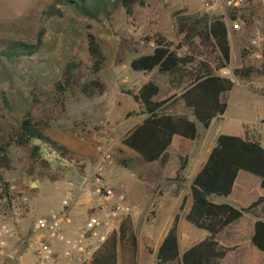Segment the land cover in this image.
Segmentation results:
<instances>
[{
    "label": "rangeland",
    "instance_id": "1",
    "mask_svg": "<svg viewBox=\"0 0 264 264\" xmlns=\"http://www.w3.org/2000/svg\"><path fill=\"white\" fill-rule=\"evenodd\" d=\"M54 1L0 0V54L12 42L35 45L39 39L42 41L39 54L32 59L8 62L0 56V142L20 123L29 109L31 93L37 89L44 95L45 120L49 124L46 134L70 152L76 167L65 169L45 162V169L41 167L43 161L40 160L32 173L29 152L16 147L10 149L12 171L4 176V181L18 198V203L11 211L1 203L0 214L16 220L14 213L17 212L19 222L11 221L15 235L9 239L8 250L14 251V259H1L0 264H39L34 242H23L32 235L37 219L61 212L63 202L78 195L84 180L92 175L100 160L99 145L110 148L112 154V164L106 167L104 179L123 197V204L132 210L128 217L132 219L139 239L137 262L158 264V250L176 216L180 218L182 243L190 238L189 246H192L202 240L200 237L204 232L189 224L186 216L192 206L193 179L206 163L218 137L247 136L258 140L264 147V0H247L236 8L233 14L237 21L230 17L234 10L228 6L231 0H207L206 3L202 0H143L144 5L134 6L131 13L126 11L122 0H105V9L94 19L67 6L59 7L62 17H50L47 13ZM175 14H207L223 17L227 27L232 22L241 25L237 32L228 29L232 60L227 69L217 73L232 80L235 86L225 97L228 103L226 114L214 121L209 130L199 125V138L195 142L177 139L174 144V149L188 158L182 182L176 181L177 176L164 178L159 164L145 163L122 143L145 118L135 116L142 109L133 98L142 86L150 82L157 84L161 88L158 101L170 100L176 95L180 97L194 80L199 63L217 61L216 51L204 47L199 39L185 43L184 35L177 31ZM158 34L174 48L180 46V56L194 58L195 64L180 69L174 75L161 74L158 70L152 73L132 70L133 60L154 50V45L146 39ZM89 36L96 38L107 59V67L98 77L89 73ZM243 52H246L245 57H242ZM75 62L80 64L78 85L67 94L65 106L48 104L54 84L62 79L67 66ZM241 68L254 69V73L249 78L236 77L234 71ZM95 79L106 86V92L89 98L82 93V87ZM166 110L174 115L189 114L179 99H173ZM124 161L129 163V167L122 164ZM178 164L179 157L172 152L171 169ZM245 175L251 178L246 185L248 198L255 201L264 191L260 188L259 179ZM138 186L143 187L140 189ZM226 202L224 200L223 203ZM258 210L264 214V205ZM84 215L85 230L91 212L86 211ZM248 219L253 220L251 216ZM120 224L114 222L115 230ZM105 232L101 230V233ZM228 232L226 230L220 236V243L226 242ZM248 240L244 238L240 246L226 242L231 251L223 264H264V255L256 253ZM72 259L71 263L76 264L74 256Z\"/></svg>",
    "mask_w": 264,
    "mask_h": 264
},
{
    "label": "trees",
    "instance_id": "2",
    "mask_svg": "<svg viewBox=\"0 0 264 264\" xmlns=\"http://www.w3.org/2000/svg\"><path fill=\"white\" fill-rule=\"evenodd\" d=\"M123 6L131 13L136 5H144L143 0H122ZM60 6L73 7L86 17L94 19L105 9V0H55L49 8L48 16L62 17ZM232 21H237L233 14ZM177 31L184 35L185 43L199 39L204 47H210L218 54L213 63H199L195 78L182 91L180 97L158 101L161 88L153 83H147L133 95L135 102L142 111L135 114L145 117L126 135L122 143L136 153L147 164L158 163L164 168L169 162V148L175 138L195 142L199 138V125L209 130L215 119L222 117L228 110L225 97L234 89V83L217 73L229 67L232 60V45L229 31L223 17L210 15L181 16L174 15ZM146 41L154 45L151 54L142 56L131 63L135 72L152 73L158 70L161 74L174 75L180 69L195 64V59L179 54L180 46L174 48L163 36L156 35ZM42 41L29 45L24 42H12L5 46L0 56L8 62L21 59H32L40 52ZM91 66L89 73L98 77L107 67V59L93 36L88 40ZM246 52L242 53V57ZM80 64L71 63L67 66L63 77L54 84V91L48 104L64 107L67 94L78 85L77 76ZM254 69L241 68L234 71L236 77L249 78ZM106 86L98 79L92 80L82 87V93L93 98L102 96ZM29 109L20 123L12 128L6 139L0 142V202L8 209L14 210L18 198L11 192L10 186L4 181V176L12 171L10 149L16 147L29 152L31 172H35L40 163L39 151L43 144H49L71 156L65 148L58 146L47 136L49 124L45 120L46 107L44 95L35 89L32 93ZM132 95V93H131ZM179 99L189 114L174 115L168 113L167 105ZM134 114L130 115L133 116ZM72 157V156H71ZM181 165L176 181L182 182L188 168V158L181 156ZM42 168H47L45 162ZM129 167L128 162H122ZM249 174L260 181L264 191V147L258 140L249 137L220 135L216 145L207 158L199 173L191 184L192 206L186 216V221L200 231L208 234L207 238L193 246L184 254L179 245V216H176L171 229L164 238L158 253V264H222L231 249L224 248L219 243L220 236L234 223L245 215L264 205V197H259L248 207L234 206L220 200L229 199L238 180L239 174ZM41 178L43 174H39ZM56 180L55 177L52 178ZM251 243L255 249L264 253V221H258L254 227ZM139 239L130 217L125 218L117 231H113L107 242L85 264H138Z\"/></svg>",
    "mask_w": 264,
    "mask_h": 264
},
{
    "label": "built area",
    "instance_id": "3",
    "mask_svg": "<svg viewBox=\"0 0 264 264\" xmlns=\"http://www.w3.org/2000/svg\"><path fill=\"white\" fill-rule=\"evenodd\" d=\"M246 1L231 0L228 6L233 9L240 8ZM202 2L206 3L207 0ZM228 29L237 32L241 29V25L238 22L228 23ZM97 151L101 156L100 160L92 175L84 180L79 192L81 196L91 190L98 208L89 216L84 232L74 237L65 234L64 225L70 223L69 213L78 201L77 196L66 199L62 204L61 212L37 219L32 228V235L23 243L28 241L36 243V258L39 264H47L49 260H55L56 251L46 244L53 242L66 246L72 257H75L76 264H85L107 242L109 235L117 231L114 222L120 224L124 217L131 214V208L123 204V197L119 196L104 179L106 167L112 164L111 149L99 145ZM39 157L41 161L51 165L56 164L60 168L73 170L76 167V161L71 156L49 144L41 146ZM14 216L16 220H9L6 215L0 214V254H2L0 260L14 259V251L8 250L9 239L15 235V227L11 221L19 222V214L15 212ZM101 230L106 232L101 233ZM92 239L96 241L92 242ZM18 264L23 263L18 262Z\"/></svg>",
    "mask_w": 264,
    "mask_h": 264
},
{
    "label": "crops",
    "instance_id": "4",
    "mask_svg": "<svg viewBox=\"0 0 264 264\" xmlns=\"http://www.w3.org/2000/svg\"><path fill=\"white\" fill-rule=\"evenodd\" d=\"M177 97H179V95H177ZM220 118L221 117H218L214 121H216V120H218ZM214 121H213L212 125L214 124ZM212 125H211V127H212ZM177 139H179V138H175V140L173 142V145L168 150V153L170 155L169 162L167 163V165L164 168H161L159 166V169H160L159 171H160V173L162 174V176L164 178L174 179L177 176L178 170L180 169V165H181L180 158H181V156L186 157V155L184 153H182L181 151H179L177 149H174V144H175ZM180 140H182V139H180ZM183 141H187V140H183ZM172 152L177 157H179L178 167H175L173 169H171ZM156 164H158V163H153V164H149V165H156ZM245 174L246 173H243V172H241L239 174V177H238V180L236 182V185H235L234 192H233L232 196L229 199L225 200V201H227V203H229L231 205H234V206L248 207L250 204H252L254 202V198H252V197L248 198L250 195L248 193L249 191L247 190L246 185H248L247 182H249L251 180V178H249V176H246ZM254 183L258 184L257 181H254ZM142 187L138 186V188H140V189ZM259 197H264V192L261 193V195ZM259 197H257V199ZM76 198L78 199L77 202H79V200H81L80 204L77 205V203H76L73 206V208L71 209V211L69 213V221H70V223L64 225L65 234L70 236V237H74L72 235L81 234L82 232H84V227H85V222H86V218H85L84 213L86 211H88V213L91 212V214H92L98 208V204H97L94 196L92 195V191L91 190L86 191V193H84L81 196H80V192H79ZM223 201L224 200H220V202H223ZM258 209L254 210L250 214L245 215L241 220H239L238 222L234 223L233 225H231L227 229V231H229V232L227 234L226 242H228V243H237V245L240 246V245H242V242H243L244 238H249L248 243H249V245L252 246L254 251H256V253L264 255V253H261L257 249H255L253 247L252 243H251V239H252V237L254 235L255 224L258 221H264V214H260L258 212L259 211ZM249 216H251L253 218V220L248 219ZM234 226L236 228L232 229L231 227H234ZM198 231H200V230H198ZM202 232H204V231H202ZM207 236H208V234L206 232H204L203 235L200 237L202 239L200 242L204 241L207 238ZM190 241H191V239L189 238L185 242V244L181 242V240H180V228H179V245H180L181 254H184L190 248L195 246V245L189 246L190 245L189 244ZM221 242L222 243H220V241H219V243H220V245L222 247H224V248L227 247V249L229 248L227 246L228 244L226 242H223V241H221ZM46 244L49 245L50 247L54 248V250L57 253V256H56L55 260H49L47 262V264H73V263H71V261L73 260L72 259L73 258L72 254L69 253L70 250L66 246H64L62 244H59V243H56V244H53V243L48 244V243H46ZM33 246H35V249H36L37 246H36L35 242H34ZM19 247H20V245H19ZM11 251H13V250H11ZM28 262H30V261H28Z\"/></svg>",
    "mask_w": 264,
    "mask_h": 264
}]
</instances>
